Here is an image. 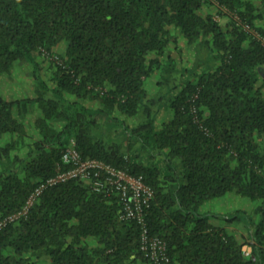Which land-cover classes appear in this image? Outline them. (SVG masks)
<instances>
[{"label": "trees", "instance_id": "trees-1", "mask_svg": "<svg viewBox=\"0 0 264 264\" xmlns=\"http://www.w3.org/2000/svg\"><path fill=\"white\" fill-rule=\"evenodd\" d=\"M211 1L238 19L231 15L223 27L201 15ZM253 19L243 0H0V74L26 61L35 83L33 96L0 94V137H9L0 142V222L40 180L68 167L61 154L73 139L81 157L142 175L152 187L145 223L165 242L171 264H264V30ZM176 32L218 64L184 68L185 79L171 84L167 47ZM39 53L51 62V84ZM152 75L159 94L150 99ZM162 104L169 114L157 124ZM31 105L39 109L32 135L19 116ZM131 117L140 120L130 125ZM112 126L129 140L125 148L109 134ZM228 192L255 203L253 212L201 210ZM120 210L116 195L82 180L48 186L24 215L0 226V264L42 257L151 264L139 246L140 225ZM212 216L242 222L247 236L213 225Z\"/></svg>", "mask_w": 264, "mask_h": 264}, {"label": "built area", "instance_id": "built-area-1", "mask_svg": "<svg viewBox=\"0 0 264 264\" xmlns=\"http://www.w3.org/2000/svg\"><path fill=\"white\" fill-rule=\"evenodd\" d=\"M233 17L238 19L235 14ZM242 27L251 31L247 23H242ZM51 58L56 59V56ZM61 162L68 167L40 180L29 193L21 209L0 222V226L6 220L13 221L24 215L46 187L68 179H78L87 183L94 191L116 195L121 206L120 218L135 220L140 225L139 246L149 262L171 264L165 242L158 236L150 235L145 223L146 208L153 197V189L144 181L142 175L130 174L96 158L81 157L74 147L73 139H70L63 149Z\"/></svg>", "mask_w": 264, "mask_h": 264}, {"label": "rangeland", "instance_id": "rangeland-1", "mask_svg": "<svg viewBox=\"0 0 264 264\" xmlns=\"http://www.w3.org/2000/svg\"><path fill=\"white\" fill-rule=\"evenodd\" d=\"M64 46L60 44L56 51L60 52L62 51ZM37 61L39 63L40 72L42 76L49 82V84L52 83V81L49 79L51 77V62L49 59H47L42 53L37 54ZM32 66L30 63L26 61H16L11 69L8 72L1 73L0 74V94L3 95L6 98H18V97H26V96H33L35 92V83L34 79L32 77L31 73ZM153 78H156L155 75H152ZM182 73L179 70L174 71L173 78L171 79L170 83L173 84L174 82H178L181 79ZM157 84H154V82H151V87L149 86L148 89V97L151 99L152 97L158 96V90L159 86L157 87ZM157 87L156 91L154 89ZM162 90H164V87L162 86ZM160 90V92H162ZM164 92V91H163ZM156 103L151 106L154 110L156 109ZM39 109L37 108V105H31L28 109H26L23 113L20 112L19 116L22 117L23 121L25 122V126L27 129L28 134L32 135L34 134V128L32 125L33 120L38 115ZM157 114L161 116L162 118L167 117V109L166 105L162 104L160 108L158 107ZM140 120L139 117H131L125 119V121L133 125L137 123ZM109 134L114 137V140L121 141L123 148L128 144L129 140L125 137L120 127L112 126L111 128H108ZM105 132V131H104ZM9 137L8 135H3L0 137V142H3L7 140ZM136 144H132L129 149V153H131L134 149ZM262 148L264 147V142H261ZM143 160L147 159V154L142 153L139 155V157ZM211 202V203H210ZM220 204V209L224 211H228L227 213L233 212L235 210H245L248 213L253 212V209L255 208V203H253L251 200L247 199L246 197H242L235 192H230L227 195L211 199L208 201L206 206L208 209H213L216 207V205ZM250 210V211H249ZM242 223V222H241ZM243 224V223H242ZM240 224L234 223V229L239 230ZM241 236H245L244 234H241Z\"/></svg>", "mask_w": 264, "mask_h": 264}, {"label": "crops", "instance_id": "crops-1", "mask_svg": "<svg viewBox=\"0 0 264 264\" xmlns=\"http://www.w3.org/2000/svg\"><path fill=\"white\" fill-rule=\"evenodd\" d=\"M243 1H249L253 5V14H254L253 23L255 26L262 28L264 30V0H243ZM199 13L203 16L207 14L213 15L214 18L223 27L226 26V24L230 21L231 15H233V13H231L226 7L219 5L215 1L206 2L202 4L201 8L199 9ZM175 36H176V40L175 42H170V44L167 47V52L171 55L173 61L175 62V70H179L182 73L183 75L181 76L182 80H184L186 77L184 68H191L193 65H196L197 71H200V69H206L208 67L214 68L218 64L219 62L218 60H215L214 58H210V57L208 58L209 50L208 51L205 50L204 52H202L201 50H199V46H195V44H188L186 40L183 38V36L178 32L175 33ZM261 74H260V78L262 79L264 73H262L261 71ZM152 81L154 82V84H157V78H153V76H151L146 79L145 87L146 88H149V86L151 87ZM157 87L154 89V91H156ZM168 114L169 113L167 111V115ZM166 118H162L157 114L156 123L160 124V122ZM228 193H226L225 195H227ZM216 198H220V197H216ZM207 203L208 201L202 204L201 206L202 211H209L213 213H222V214H226L228 212L220 209L221 207L220 204L216 205V207H214L213 209H208V207L206 206ZM209 221L213 225L223 227L229 233H233V234L235 233V235L240 240L243 239L241 234L247 236L246 228L239 221L227 222L224 219L213 216L209 217ZM234 223H236V225L237 224L242 225L240 226L238 232L236 229H234ZM48 261L49 260L47 257H42L37 264H48Z\"/></svg>", "mask_w": 264, "mask_h": 264}]
</instances>
